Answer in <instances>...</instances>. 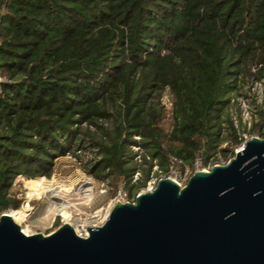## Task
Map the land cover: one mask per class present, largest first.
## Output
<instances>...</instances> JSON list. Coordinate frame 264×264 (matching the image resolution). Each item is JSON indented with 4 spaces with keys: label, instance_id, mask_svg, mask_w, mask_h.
Instances as JSON below:
<instances>
[{
    "label": "trees",
    "instance_id": "obj_1",
    "mask_svg": "<svg viewBox=\"0 0 264 264\" xmlns=\"http://www.w3.org/2000/svg\"><path fill=\"white\" fill-rule=\"evenodd\" d=\"M0 76V214L21 209L18 176L82 151L84 172L136 196L153 166L239 144L227 109L264 80V0H0ZM250 132L264 136V108Z\"/></svg>",
    "mask_w": 264,
    "mask_h": 264
},
{
    "label": "water",
    "instance_id": "obj_2",
    "mask_svg": "<svg viewBox=\"0 0 264 264\" xmlns=\"http://www.w3.org/2000/svg\"><path fill=\"white\" fill-rule=\"evenodd\" d=\"M78 235L69 223L26 234L0 214V264H264V137L183 186L158 179Z\"/></svg>",
    "mask_w": 264,
    "mask_h": 264
},
{
    "label": "rangeland",
    "instance_id": "obj_3",
    "mask_svg": "<svg viewBox=\"0 0 264 264\" xmlns=\"http://www.w3.org/2000/svg\"><path fill=\"white\" fill-rule=\"evenodd\" d=\"M254 82V80L252 82H245L238 92L232 94L227 109L228 115L232 119L238 134L245 135L246 137L255 134L250 132L252 124L258 121V112L264 108V84H256ZM153 100L154 103L157 101L156 96L153 97ZM160 101L166 111H169L170 100L167 91L163 93ZM99 124L104 127L108 126L106 121H100ZM90 129L92 135L96 133L95 128L91 127ZM131 151L133 154L137 153L134 163L138 165L140 170L146 169L148 164H143L142 162L145 152L142 149L139 150L138 147H133ZM77 155L78 159H75L72 154L56 159L50 177L43 176V185L46 188L54 190L50 195H43L41 198H37L36 192L33 189V181H27L21 176H18L14 180L12 190L16 191L17 196L22 198L21 205L26 207L24 202L29 201L30 208L27 211L26 222L21 224L24 230H26L25 225H28L30 229L29 231L26 230L28 234L31 231L43 234L52 232L59 225L66 222L64 217L66 214L81 222H88L89 220L100 219L105 215V212L110 210L109 207L114 200L115 194L119 188H122V185H119L115 189L113 185L108 184L106 181H98L92 175L82 170V166H90L88 162L93 159V153L82 151L77 152ZM228 155H220L214 158L210 161V165L221 164L227 160ZM181 169L180 174L183 177L198 168L185 165ZM140 176L138 175V177ZM150 176L145 187L139 192L156 185L158 179L168 176L174 177V174L171 173V170L165 173L156 166H153ZM134 178H137L136 175ZM82 182L91 184V188L78 189L77 184ZM74 186L77 187L76 190H74ZM75 226L73 225V228Z\"/></svg>",
    "mask_w": 264,
    "mask_h": 264
},
{
    "label": "built area",
    "instance_id": "obj_4",
    "mask_svg": "<svg viewBox=\"0 0 264 264\" xmlns=\"http://www.w3.org/2000/svg\"><path fill=\"white\" fill-rule=\"evenodd\" d=\"M4 81V78L3 77H1L0 76V82H3ZM254 83H256V84H261V83H263L264 84V80H261V81H255ZM171 105V104H170ZM238 136H239V144L236 146V147H234L235 148V150H233V152L232 153H230L229 155H228V158H227V160L226 161H224V162H222L221 164H216V165H221V166H223V165H225L231 158H233L234 157V155L241 149V148H243V146H244V144H245V142L247 141V140H249L250 138H262V136H261V134H258V133H255V134H252L251 136H249V137H246L245 135H240V134H238ZM264 137V136H263ZM169 163H170V165H171V173L172 174H174V177L173 176H168V177H170V178H172V179H174V180H176L178 183H179V185L180 186H183L185 183H186V181L188 180V178L195 172V171H197V170H210L211 169V167L212 166H214V164L213 165H210V162L207 164V165H205V166H203L202 165V161H201V159L200 158H196L195 160H194V163H193V167H195V168H198V169H196V170H193L192 172H190V173H188L187 175H185V176H181V174H180V166H181V164H182V162L181 161H179V160H177L176 158H173V157H171L170 159H169ZM185 167V166H184ZM154 187H155V185H153V186H151V187H148L145 191H152L153 189H154ZM134 199H135V196H129L128 194H127V192L124 190V189H122V188H119L118 190H117V192H116V194H115V197H114V200H113V202L111 203V205H110V209H111V207L113 206V204L115 203V201H117V200H120L121 202H126V201H130V202H133L134 201ZM24 204L25 205H28L29 204V201H25L24 202ZM23 205H21V207H22ZM110 211V210H109ZM109 211H107V212H105V215H103L102 217H104L105 219L107 218V216H108V213H109ZM105 221V220H104ZM103 221V222H104ZM98 221L96 220V219H93V220H89L88 222H84L83 224H80V225H78V224H74V225H76L75 227H74V230H75V232L78 234V235H81V236H87L88 235V232H87V229H86V226H92V227H95V226H98V225H101V224H99V223H97ZM25 225V224H24ZM20 226H21V224H20ZM22 227V226H21ZM22 229V228H21ZM31 233H33V232H31Z\"/></svg>",
    "mask_w": 264,
    "mask_h": 264
},
{
    "label": "bare ground",
    "instance_id": "obj_5",
    "mask_svg": "<svg viewBox=\"0 0 264 264\" xmlns=\"http://www.w3.org/2000/svg\"><path fill=\"white\" fill-rule=\"evenodd\" d=\"M43 180H44V178L35 179L32 182L33 189L36 192L35 194L37 195V198H41L43 195H50V194H52L54 192L53 189L46 188L43 185ZM77 185H78V189L80 188V190L91 188V184L86 183V182H82L80 184L78 183ZM76 189H77V187L74 188V190H76ZM23 207H22V209H20L18 211H9L8 212L10 214L11 218L13 219V221H15L18 224H22V223L26 222L27 211L29 210L30 207H29V204L26 205V207H24V208ZM64 217L66 219V223H69L72 226L74 224L80 225V224L84 223V222H81L79 220L74 219L72 216L67 215V214ZM104 220H105V218L101 217L100 219H97V221H98L97 223L101 224ZM25 226H26L25 227L26 230L29 231L30 229H29L28 225H25ZM22 230H23L24 233L28 234V232L26 230H24L23 227H22Z\"/></svg>",
    "mask_w": 264,
    "mask_h": 264
}]
</instances>
